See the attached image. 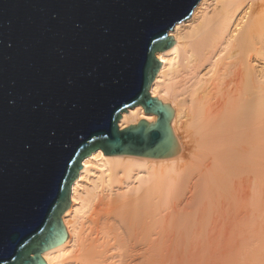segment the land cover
<instances>
[{"label": "bare ground", "instance_id": "bare-ground-1", "mask_svg": "<svg viewBox=\"0 0 264 264\" xmlns=\"http://www.w3.org/2000/svg\"><path fill=\"white\" fill-rule=\"evenodd\" d=\"M168 35L149 93L179 152L85 156L45 264H264V0H199Z\"/></svg>", "mask_w": 264, "mask_h": 264}, {"label": "water", "instance_id": "water-1", "mask_svg": "<svg viewBox=\"0 0 264 264\" xmlns=\"http://www.w3.org/2000/svg\"><path fill=\"white\" fill-rule=\"evenodd\" d=\"M199 0H0V264H45L82 159L164 158L173 115L149 93L156 52ZM156 115L123 129L122 112Z\"/></svg>", "mask_w": 264, "mask_h": 264}, {"label": "rangeland", "instance_id": "rangeland-1", "mask_svg": "<svg viewBox=\"0 0 264 264\" xmlns=\"http://www.w3.org/2000/svg\"><path fill=\"white\" fill-rule=\"evenodd\" d=\"M222 239L221 237H219V240Z\"/></svg>", "mask_w": 264, "mask_h": 264}]
</instances>
